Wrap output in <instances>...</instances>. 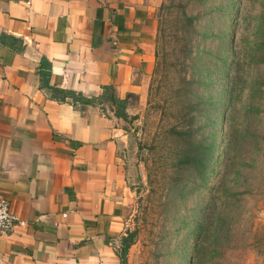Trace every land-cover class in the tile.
I'll return each instance as SVG.
<instances>
[{
	"label": "crops",
	"instance_id": "obj_1",
	"mask_svg": "<svg viewBox=\"0 0 264 264\" xmlns=\"http://www.w3.org/2000/svg\"><path fill=\"white\" fill-rule=\"evenodd\" d=\"M162 0H0V199L17 223L0 264H119L132 191L126 136L107 104L59 103L48 85L144 100ZM104 114V115H103Z\"/></svg>",
	"mask_w": 264,
	"mask_h": 264
},
{
	"label": "rangeland",
	"instance_id": "obj_2",
	"mask_svg": "<svg viewBox=\"0 0 264 264\" xmlns=\"http://www.w3.org/2000/svg\"><path fill=\"white\" fill-rule=\"evenodd\" d=\"M149 86L116 119L132 191L119 264H264V0H162Z\"/></svg>",
	"mask_w": 264,
	"mask_h": 264
},
{
	"label": "trees",
	"instance_id": "obj_3",
	"mask_svg": "<svg viewBox=\"0 0 264 264\" xmlns=\"http://www.w3.org/2000/svg\"><path fill=\"white\" fill-rule=\"evenodd\" d=\"M155 44H156V38H155ZM40 68L38 70V76H39V82H40V89L43 90L47 97L51 100H54L59 103L69 102L73 107L78 106V111L82 115V112L87 105H99L101 107V110L104 111L103 106L107 104L108 108L111 111V114L116 119H124L126 117V114L124 112V104L125 100H119L114 95V90L110 86H105L101 88V94L97 97H85L81 93L74 92L72 90H66L61 88H55L53 86L48 85V77L50 75L49 71V65L46 64L44 61L40 62ZM214 84V83H213ZM212 84V86H213ZM150 90V86L148 87ZM211 89V88H210ZM214 94V93H213ZM205 104H207L206 113L208 115H211L215 104H217L216 99L212 95H208L207 99L205 101L202 100ZM185 107V106H184ZM197 107V104H194V109ZM192 109V108H190ZM194 111V110H193ZM195 113V111H194ZM104 115V114H103ZM193 121L195 120V116L192 117ZM189 125L192 124V122L188 121ZM210 128L208 129L210 133L208 135V140L211 142L207 144L206 148H201L204 150V154L199 157L202 161L204 159V156L207 155L209 151L212 150V142L215 138V134L213 131V124L209 123ZM193 147L196 149H199V142L195 143L193 142ZM203 163V162H202ZM204 165V164H202ZM124 233V232H123ZM121 234L120 238V250H119V257L120 259L126 263V254L127 250L131 245L132 240V234L130 232H125L124 234ZM123 236V237H122Z\"/></svg>",
	"mask_w": 264,
	"mask_h": 264
},
{
	"label": "built area",
	"instance_id": "obj_4",
	"mask_svg": "<svg viewBox=\"0 0 264 264\" xmlns=\"http://www.w3.org/2000/svg\"><path fill=\"white\" fill-rule=\"evenodd\" d=\"M16 223L17 219L12 214L9 203L0 199V234L12 232Z\"/></svg>",
	"mask_w": 264,
	"mask_h": 264
}]
</instances>
